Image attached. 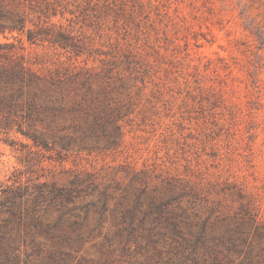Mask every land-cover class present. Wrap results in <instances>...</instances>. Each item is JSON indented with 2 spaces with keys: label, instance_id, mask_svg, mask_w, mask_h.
I'll return each mask as SVG.
<instances>
[{
  "label": "rangeland",
  "instance_id": "rangeland-1",
  "mask_svg": "<svg viewBox=\"0 0 264 264\" xmlns=\"http://www.w3.org/2000/svg\"><path fill=\"white\" fill-rule=\"evenodd\" d=\"M61 3L53 21L79 54L16 33L0 42L43 76L88 69L108 96L88 125L0 117V221L19 226L20 264H46L48 249L53 264H179L211 234L214 201L233 211L240 193L264 218V47L245 28L264 0Z\"/></svg>",
  "mask_w": 264,
  "mask_h": 264
},
{
  "label": "trees",
  "instance_id": "trees-1",
  "mask_svg": "<svg viewBox=\"0 0 264 264\" xmlns=\"http://www.w3.org/2000/svg\"><path fill=\"white\" fill-rule=\"evenodd\" d=\"M64 14L61 0H0V35L16 33L30 44L47 42L77 55L83 45L71 34L72 30L53 21ZM261 17L264 20V12ZM255 18L245 28L255 37L260 49L264 47V23H256ZM3 48L6 61H0V117L5 126L16 124L21 128L25 119L28 126L34 127L47 116L59 114L79 115L85 122L84 117L98 114L100 97L108 96L94 90V82L105 85L103 78H96L98 74H91L88 69H66L62 75L43 76L26 64L13 42H0V49ZM19 48H23L22 43ZM130 67L129 75L136 69ZM86 125L84 130L82 124L77 129L85 134ZM32 132L35 139L45 140L44 131ZM68 139L71 141V136ZM238 194L239 203L233 211L218 200L208 207L205 227L210 228L211 234L202 241L201 250L195 249L179 264H264V218ZM218 227L223 228L222 233L215 235ZM12 229L8 222L0 221V264H20V247L16 244L20 229L15 228L17 233ZM43 251L37 248L32 252L41 255ZM46 252V264H53L60 253L59 249Z\"/></svg>",
  "mask_w": 264,
  "mask_h": 264
}]
</instances>
